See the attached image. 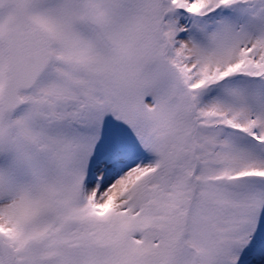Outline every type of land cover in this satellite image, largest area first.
Returning <instances> with one entry per match:
<instances>
[{"label": "snow or ice", "instance_id": "6c2138e0", "mask_svg": "<svg viewBox=\"0 0 264 264\" xmlns=\"http://www.w3.org/2000/svg\"><path fill=\"white\" fill-rule=\"evenodd\" d=\"M0 264H264V0H0Z\"/></svg>", "mask_w": 264, "mask_h": 264}]
</instances>
